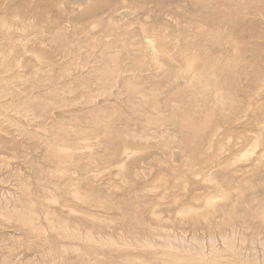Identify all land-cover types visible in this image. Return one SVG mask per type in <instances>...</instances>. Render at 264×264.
Listing matches in <instances>:
<instances>
[{"label": "rangeland", "instance_id": "obj_1", "mask_svg": "<svg viewBox=\"0 0 264 264\" xmlns=\"http://www.w3.org/2000/svg\"><path fill=\"white\" fill-rule=\"evenodd\" d=\"M0 264H264V0H0Z\"/></svg>", "mask_w": 264, "mask_h": 264}]
</instances>
